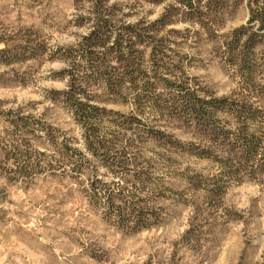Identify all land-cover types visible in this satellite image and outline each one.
Returning a JSON list of instances; mask_svg holds the SVG:
<instances>
[{"label":"rangeland","instance_id":"rangeland-1","mask_svg":"<svg viewBox=\"0 0 264 264\" xmlns=\"http://www.w3.org/2000/svg\"><path fill=\"white\" fill-rule=\"evenodd\" d=\"M174 1L107 0L96 11L85 0H0V47L26 40L30 46L19 50L33 53L0 61V264H264V166L251 160L234 174L221 172L217 159L227 155V145L180 119L162 99L173 80L216 96L247 92L220 46V34L248 17L246 0H226L219 37L192 20L152 24ZM97 19H105L110 35L105 47L115 38L143 40L128 48L138 84L125 81L112 99L102 73H92L86 90L110 109L99 134L115 141L114 149L123 147V167L90 154L70 110L53 98L66 86L61 70L70 57L62 54ZM100 50L94 56L104 53L106 70L120 71L114 52ZM139 87L150 96L135 104ZM250 96L264 111V92L258 87ZM219 116L225 129H235L231 115ZM256 121L264 151V121ZM65 140L87 156L80 175L64 163ZM95 177L127 187L147 178L136 198L157 212V221L137 230L118 225L90 190Z\"/></svg>","mask_w":264,"mask_h":264},{"label":"trees","instance_id":"trees-1","mask_svg":"<svg viewBox=\"0 0 264 264\" xmlns=\"http://www.w3.org/2000/svg\"><path fill=\"white\" fill-rule=\"evenodd\" d=\"M85 1L96 11L103 9L107 2V0ZM174 2L177 5L174 3L166 5L161 14L152 21V24L164 25L179 19L192 20L199 22L202 26L206 25L209 32L218 36L215 30L224 12L226 0H175ZM246 4L249 14L245 22L233 27L228 32L221 33L220 46L222 47L221 56L233 68L242 88L247 92L238 93L235 96H216L211 92H200L198 86L187 82V80L178 82L173 80L171 82L174 83V87L164 92L162 98L165 107H168L180 119L187 121L209 139L222 140L220 143L227 145L225 148L227 155L217 160L220 163L221 172L230 169L232 174L240 169H246L247 162L251 160H254L252 162L258 167L264 166V151L261 150L257 133L258 124H256L258 117L264 121V111L254 104V100L250 99V94L258 87L261 92H264V78L261 82H256L254 79L256 74L263 76L264 73V0H246ZM104 20H95L89 32L76 42L69 54H62L70 57L68 65L61 70L67 77L66 86L56 89V95L53 98H59L70 110L73 119L81 127L83 146L90 154L104 155L108 165L113 163L123 167L127 165L123 147L117 148L118 150L114 149L115 141L110 140L109 142L107 138L105 140L99 134L98 124L110 109L95 102V100L102 101L104 98H94L95 96L86 90L92 73H102L101 78L107 86V91L112 96L114 95L112 99L121 95L120 87L125 81L138 84L140 76L134 66L136 61L134 62V54L130 53L128 48L130 42L143 40L115 38L110 46L105 47L110 35L104 30ZM24 41L22 43L5 42V45L0 47V54L3 55L0 57V61L9 63L32 55L33 53L25 55L19 50L20 47L30 46L28 41ZM258 43L262 44L263 50L257 49ZM97 48H102L103 50H100L102 53L107 51L106 54L114 52V58L118 65L113 64V67H120V71L106 70L108 64H106L107 59L104 57V53L94 56ZM157 50L158 54L164 55L160 48ZM76 55L82 59L76 61ZM139 88L133 94L135 104L150 96L147 92H142L145 88ZM219 112H226L234 118L237 123L235 129L230 130L223 127L220 123L223 119L219 116ZM224 120L226 121V119ZM61 144L60 153L63 155L64 163L69 166V170L80 175L88 162L85 152L69 144L68 140ZM182 148L193 152L192 148H184L183 145ZM109 158L110 160H108ZM251 166L253 165L251 164ZM145 181L147 178L143 179V184L142 182L137 183V180L132 181L131 185L133 186L127 187L118 184H100V180L95 177L90 181V190L96 198L104 199L107 212L113 215L114 221L118 225H128L130 229L137 230L148 227L157 221V212L150 206H140L136 198L138 191L145 186ZM213 188L216 189V187Z\"/></svg>","mask_w":264,"mask_h":264}]
</instances>
